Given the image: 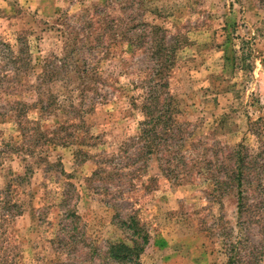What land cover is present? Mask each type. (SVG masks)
I'll return each mask as SVG.
<instances>
[{"label": "rangeland", "instance_id": "1", "mask_svg": "<svg viewBox=\"0 0 264 264\" xmlns=\"http://www.w3.org/2000/svg\"><path fill=\"white\" fill-rule=\"evenodd\" d=\"M117 243L264 264V0H0V264Z\"/></svg>", "mask_w": 264, "mask_h": 264}, {"label": "trees", "instance_id": "2", "mask_svg": "<svg viewBox=\"0 0 264 264\" xmlns=\"http://www.w3.org/2000/svg\"><path fill=\"white\" fill-rule=\"evenodd\" d=\"M153 101V98H152ZM148 104H146V106H148ZM150 106H148V108H146V113L151 116L152 118H154V113H152L150 111ZM143 247H140L138 243H136L132 248L126 246L123 243H117L114 244L110 247V256L118 261H122V262H129L132 261L131 259L135 257V261L134 264H138L137 263V258H139L140 252L142 251Z\"/></svg>", "mask_w": 264, "mask_h": 264}]
</instances>
